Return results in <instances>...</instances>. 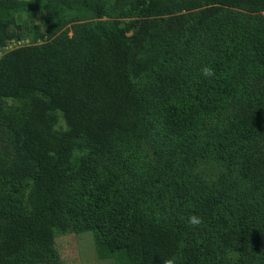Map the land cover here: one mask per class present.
Wrapping results in <instances>:
<instances>
[{
	"label": "trees",
	"instance_id": "1",
	"mask_svg": "<svg viewBox=\"0 0 264 264\" xmlns=\"http://www.w3.org/2000/svg\"><path fill=\"white\" fill-rule=\"evenodd\" d=\"M100 14L97 5L82 0ZM199 7L195 25H204L222 8L264 11V0H192ZM164 0H131L125 26L95 21L81 36L56 35L53 17L37 35L40 44L21 45L0 57V122H3L32 168L29 207H0V264L37 262L51 249L55 229L87 228L95 235L103 257L123 250L131 264H163L178 250L176 220L159 209L162 204L141 203L131 209L120 202L109 177L96 183L93 194L79 203L66 196L64 182L74 171L73 153L78 138L104 151L123 136L140 139L144 129V102L134 80L148 73L160 53L146 46L151 17ZM23 10V9H21ZM0 0V48L19 41L20 32L10 28L21 17ZM194 26V25H193ZM210 67L215 76L200 73L184 92L164 107L161 128L171 138H192L208 119L218 118L237 94L247 93L243 81L259 77L264 68V25L240 40L219 47ZM242 91V92H240ZM251 93L249 92V95ZM261 103L262 95H251ZM10 101V102H9ZM66 129L56 130L57 113ZM263 107L246 116L234 134L254 133L262 123ZM69 200V201H68ZM158 209V210H157ZM259 205L244 202L228 220L216 226L217 241L202 236L186 238L183 264H247L232 259L227 248L243 254L264 244V220ZM132 250V252H131Z\"/></svg>",
	"mask_w": 264,
	"mask_h": 264
},
{
	"label": "rangeland",
	"instance_id": "2",
	"mask_svg": "<svg viewBox=\"0 0 264 264\" xmlns=\"http://www.w3.org/2000/svg\"><path fill=\"white\" fill-rule=\"evenodd\" d=\"M3 1L17 14L21 12L10 27L20 32V39L0 48V57L13 47L45 41L37 35L36 28L44 32L47 14L53 17L55 34L68 37L81 36L97 20L125 26L130 19L131 0H89L98 6L100 14L82 0ZM191 1L164 0L162 10L151 17L146 46L149 52L160 53V58L148 73L134 80L144 102L142 137L123 136L104 151L91 148L83 138H78L72 158L74 171L63 185L68 199L79 203L94 193L97 182L109 177L115 181L111 188L121 194L120 202L130 209L141 203L162 204L159 210L178 224V250L171 258L174 264H183L181 253L186 238L202 236L217 241V224L222 219L231 222L243 201L259 205L264 220V114L253 134L238 133L229 140L223 133L237 128L257 107L264 110V68L259 77L244 80L247 93L232 98L224 112L218 118L208 119L195 137L176 139L162 131L164 107L184 92L186 84L202 73L205 65H211L218 48L264 25V11L224 7L210 22L198 26L194 17L199 7ZM255 94L262 95L261 103L251 100L250 96ZM54 128L66 129L59 112ZM32 173L12 133L0 122L1 209L29 207ZM192 214L203 220L198 227L188 223ZM225 252L232 259L243 258L247 264H264V244L248 254L231 248ZM24 264L131 263L121 249L103 257L90 229L72 227L66 231L55 229L46 257Z\"/></svg>",
	"mask_w": 264,
	"mask_h": 264
},
{
	"label": "clouds",
	"instance_id": "3",
	"mask_svg": "<svg viewBox=\"0 0 264 264\" xmlns=\"http://www.w3.org/2000/svg\"><path fill=\"white\" fill-rule=\"evenodd\" d=\"M201 72H202V75L206 78H212L215 76V69L207 65H205L202 68ZM188 223L192 225L193 227H198L199 225L203 223V220L201 217L195 214H192L188 217ZM163 264H174V261L171 258H164Z\"/></svg>",
	"mask_w": 264,
	"mask_h": 264
}]
</instances>
